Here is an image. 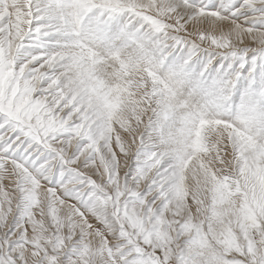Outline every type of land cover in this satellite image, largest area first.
<instances>
[{
    "label": "snow or ice",
    "instance_id": "snow-or-ice-1",
    "mask_svg": "<svg viewBox=\"0 0 264 264\" xmlns=\"http://www.w3.org/2000/svg\"><path fill=\"white\" fill-rule=\"evenodd\" d=\"M0 264H264V0H0Z\"/></svg>",
    "mask_w": 264,
    "mask_h": 264
}]
</instances>
